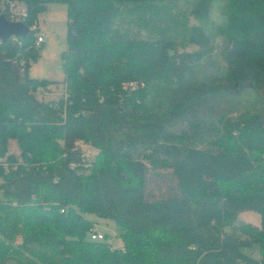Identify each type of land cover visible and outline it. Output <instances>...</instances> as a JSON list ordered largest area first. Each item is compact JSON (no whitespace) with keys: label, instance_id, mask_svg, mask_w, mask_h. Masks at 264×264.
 I'll list each match as a JSON object with an SVG mask.
<instances>
[{"label":"trees","instance_id":"16d2710c","mask_svg":"<svg viewBox=\"0 0 264 264\" xmlns=\"http://www.w3.org/2000/svg\"><path fill=\"white\" fill-rule=\"evenodd\" d=\"M20 1L30 22L67 4V49L51 81L14 62L39 56L30 35L0 44V157L19 150L0 160V264H264V0ZM159 168L175 185L149 199ZM92 216L122 248L90 239Z\"/></svg>","mask_w":264,"mask_h":264},{"label":"rangeland","instance_id":"374dc122","mask_svg":"<svg viewBox=\"0 0 264 264\" xmlns=\"http://www.w3.org/2000/svg\"><path fill=\"white\" fill-rule=\"evenodd\" d=\"M222 6V5H221ZM221 6L215 5L211 11V20L214 23H220L222 20ZM173 12L176 10L173 8ZM67 4L63 2H53L47 5L45 11L38 15L40 21V32L44 33V42L39 49V56L35 61H32L29 67V74L38 79H59L63 76L61 53L67 49L66 27H67ZM147 15H154L149 13ZM190 23H195L191 16H188ZM155 29L142 28L141 34L146 35L148 32H154ZM216 41L220 39L216 38ZM198 48L191 44L186 49L193 51ZM181 51V49H179ZM63 85L50 84L45 88L44 93L40 88L36 90L37 97L45 99H57L64 93ZM150 97V96H149ZM76 147L82 153L85 160L91 161L98 152V150L83 141L76 142ZM8 153L19 154V150L13 141L9 144ZM0 157L1 161H5V157ZM153 171V172H151ZM175 180L171 174V169L159 168L157 170H149L147 182V195L149 199L162 198L169 194V191L174 187ZM94 224L102 232L110 235L112 238L110 242L115 247H121L122 241L117 237L116 225L113 221L107 219H100L91 217ZM250 223L252 225H260V216L253 211H245L238 215V222ZM249 252V250H246ZM258 257L256 251L254 253Z\"/></svg>","mask_w":264,"mask_h":264},{"label":"built area","instance_id":"2783aa9c","mask_svg":"<svg viewBox=\"0 0 264 264\" xmlns=\"http://www.w3.org/2000/svg\"><path fill=\"white\" fill-rule=\"evenodd\" d=\"M0 14H2L8 21L24 23L28 27V34L25 38L18 35H10L7 41H10L11 44L19 45L21 47V45L23 44V39H26L30 35L31 44L29 45L34 50L41 48V45L44 42V33L40 32L41 28L38 18V15L40 13L37 14V16L30 22L28 19L27 8L20 0H0ZM2 42L3 41L0 38V44ZM32 61L33 60L30 57L25 58L23 56H20L14 62L19 66L20 71H23L26 65H31ZM136 87V81H128L123 83V88L129 91L136 89ZM80 155L82 156L81 152ZM89 237L90 239L95 241H105L109 244L110 248H116L110 242L111 238H106L105 233H102L95 224L90 229ZM117 248H122V246Z\"/></svg>","mask_w":264,"mask_h":264},{"label":"water","instance_id":"95a60500","mask_svg":"<svg viewBox=\"0 0 264 264\" xmlns=\"http://www.w3.org/2000/svg\"><path fill=\"white\" fill-rule=\"evenodd\" d=\"M28 34V27L24 23L8 21L0 14V38L6 42L10 35H18L25 38ZM172 54V50H169Z\"/></svg>","mask_w":264,"mask_h":264},{"label":"crops","instance_id":"0c3cea01","mask_svg":"<svg viewBox=\"0 0 264 264\" xmlns=\"http://www.w3.org/2000/svg\"><path fill=\"white\" fill-rule=\"evenodd\" d=\"M62 79H63V76L61 78H59V79H47V80H51V81H62ZM255 226H258V225H255Z\"/></svg>","mask_w":264,"mask_h":264}]
</instances>
